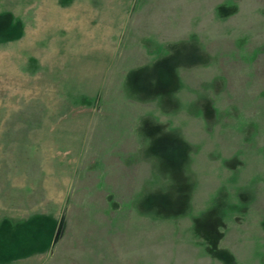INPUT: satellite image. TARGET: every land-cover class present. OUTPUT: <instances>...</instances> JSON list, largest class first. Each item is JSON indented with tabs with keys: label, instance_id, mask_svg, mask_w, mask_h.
<instances>
[{
	"label": "rangeland",
	"instance_id": "obj_1",
	"mask_svg": "<svg viewBox=\"0 0 264 264\" xmlns=\"http://www.w3.org/2000/svg\"><path fill=\"white\" fill-rule=\"evenodd\" d=\"M0 264H264V0H0Z\"/></svg>",
	"mask_w": 264,
	"mask_h": 264
},
{
	"label": "trees",
	"instance_id": "obj_2",
	"mask_svg": "<svg viewBox=\"0 0 264 264\" xmlns=\"http://www.w3.org/2000/svg\"><path fill=\"white\" fill-rule=\"evenodd\" d=\"M216 225L218 226V225H219V223H218V222H216V223H215V226H216ZM218 232H219V231L217 230V231H216V234H218Z\"/></svg>",
	"mask_w": 264,
	"mask_h": 264
},
{
	"label": "crops",
	"instance_id": "obj_3",
	"mask_svg": "<svg viewBox=\"0 0 264 264\" xmlns=\"http://www.w3.org/2000/svg\"><path fill=\"white\" fill-rule=\"evenodd\" d=\"M82 52V51H81ZM84 52V51H83Z\"/></svg>",
	"mask_w": 264,
	"mask_h": 264
}]
</instances>
